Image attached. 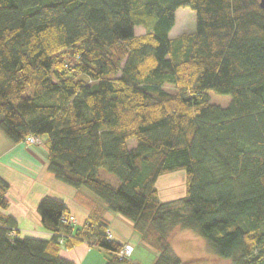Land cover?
Masks as SVG:
<instances>
[{
    "label": "trees",
    "instance_id": "16d2710c",
    "mask_svg": "<svg viewBox=\"0 0 264 264\" xmlns=\"http://www.w3.org/2000/svg\"><path fill=\"white\" fill-rule=\"evenodd\" d=\"M181 7L196 12V29L171 37ZM0 130L14 144L42 140L53 176L96 196L82 200V225L44 196L51 238L23 236L0 174V264H76L61 249L83 242L106 264H135L117 255L125 244L108 238L106 211L131 220L153 264H187L171 242L178 227L232 264H264L260 0H0ZM179 169L185 195L163 201L157 180Z\"/></svg>",
    "mask_w": 264,
    "mask_h": 264
},
{
    "label": "rangeland",
    "instance_id": "374dc122",
    "mask_svg": "<svg viewBox=\"0 0 264 264\" xmlns=\"http://www.w3.org/2000/svg\"><path fill=\"white\" fill-rule=\"evenodd\" d=\"M195 29L196 12L189 7L179 8L176 13V24L170 33L171 37H176L182 33H190ZM145 31L146 29L143 26H137L135 28L137 35L144 34ZM166 87L172 89L170 85ZM208 93L210 101L221 106H228L232 100L231 95L219 94L212 90L208 91ZM38 141L40 142L33 145L25 142L16 143L12 151H10L9 145H12L13 142H11L0 130V166L9 165L12 167V169H8L7 167H5L6 169L4 167L0 169L1 173H4L12 183L10 189V192H12H9L10 196L13 195V197H18V192H20L26 196L32 197L37 192L41 193L43 190V192L47 191L50 196L61 197V200H63L62 198L70 200L71 196L69 197L67 191H71L75 194L80 193L79 196L82 197V200L84 198V201L88 198L87 195H89V193V200L90 198L95 199L96 196L88 189L82 188L78 191L58 181L47 169V165L41 168L39 161H43V159L47 160V156L44 145H41L42 140L39 139ZM128 143L129 147L136 145L134 139L129 140ZM21 172L29 175V177H24V174ZM43 175H49L50 178H44ZM100 176L115 186H119L121 183L120 179L106 168H101ZM185 178V171L181 169L161 175L157 180V187L160 191L162 200L171 201L184 196L186 192ZM114 213L115 212H109V215H117L123 220L132 223L131 220L121 214ZM110 221L112 222V219H110ZM171 242L175 252H177L180 257L187 259V264H232L230 260L218 256L216 252L208 246L204 238L199 236L194 230L176 228L172 233ZM135 247L138 248L139 254H145L146 258L150 257V260H153L154 257L156 258L157 254L152 248L147 247L144 250L143 246L137 247V245H135Z\"/></svg>",
    "mask_w": 264,
    "mask_h": 264
},
{
    "label": "crops",
    "instance_id": "0c3cea01",
    "mask_svg": "<svg viewBox=\"0 0 264 264\" xmlns=\"http://www.w3.org/2000/svg\"><path fill=\"white\" fill-rule=\"evenodd\" d=\"M14 146L15 144L13 145V143L12 145H9L10 151H12ZM39 162L41 164V168L42 166L46 167L47 165L46 159L45 160L43 159V161H39ZM0 167H1L0 169H2L3 167L12 169V167L9 165L0 166ZM0 174L5 179H7L12 185L9 178L5 176L4 173L3 174L1 173V170H0ZM22 174H24V177L25 176L29 177V175L25 173ZM43 177L50 178L49 175H43ZM67 192L69 194V197L71 196L70 200L64 198L62 199L69 207L71 214H73L76 217L77 224L82 225L84 224V222H86L88 218L89 207L86 205V203H84V201H82L81 197L79 196L80 193L75 194L72 193L71 191H67ZM10 193L8 195L10 200V205L7 210H4V212L6 214L13 216L16 219L21 234L23 236H33L44 239L51 238L52 233L43 228L40 220V215L37 211V206L39 201L44 196L49 195L48 192L47 191L43 192L42 190L41 193L37 192L32 197L28 195L26 196L25 194H22L20 192H18L19 193L18 197L15 196L13 197V195L10 196ZM89 195L87 196L89 197ZM109 212L111 211L105 212V217L109 221L110 219H112V222L110 221L109 223V228L112 232L113 238L125 245H128L131 248L132 251L129 258L135 264H153L155 257L153 258V260H150V257L146 258L145 254H139L138 248L135 247V245H137V247L143 246V249L145 250V248H147L148 246L141 240L139 234L134 230L133 223H129L117 215H112V214L109 215ZM114 214H119V213L115 212ZM61 255L65 258L73 260L76 264H106L105 251L97 247L90 246L85 242L78 244L72 249L62 248Z\"/></svg>",
    "mask_w": 264,
    "mask_h": 264
},
{
    "label": "built area",
    "instance_id": "2783aa9c",
    "mask_svg": "<svg viewBox=\"0 0 264 264\" xmlns=\"http://www.w3.org/2000/svg\"><path fill=\"white\" fill-rule=\"evenodd\" d=\"M38 140L39 139L35 138L34 136H30V137H28V139H27L26 142L28 144H36V143L39 142ZM67 220L70 223H74V224H76V222H77L76 217L73 216V215L69 216L67 218ZM107 235H108V238L109 239H113V235H112V232L110 230L107 232ZM130 254H131V248L129 246H127V245H124V247L122 248V250L117 253V255L119 256L120 259H122V258H129L130 257Z\"/></svg>",
    "mask_w": 264,
    "mask_h": 264
},
{
    "label": "water",
    "instance_id": "95a60500",
    "mask_svg": "<svg viewBox=\"0 0 264 264\" xmlns=\"http://www.w3.org/2000/svg\"><path fill=\"white\" fill-rule=\"evenodd\" d=\"M260 6L264 9V0H260Z\"/></svg>",
    "mask_w": 264,
    "mask_h": 264
}]
</instances>
